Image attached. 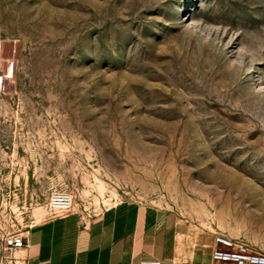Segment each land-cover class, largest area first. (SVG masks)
<instances>
[{"label":"rangeland","instance_id":"374dc122","mask_svg":"<svg viewBox=\"0 0 264 264\" xmlns=\"http://www.w3.org/2000/svg\"><path fill=\"white\" fill-rule=\"evenodd\" d=\"M61 191L264 251V0H0V264Z\"/></svg>","mask_w":264,"mask_h":264},{"label":"crops","instance_id":"0c3cea01","mask_svg":"<svg viewBox=\"0 0 264 264\" xmlns=\"http://www.w3.org/2000/svg\"><path fill=\"white\" fill-rule=\"evenodd\" d=\"M27 247L15 252L27 264H209L213 234L197 236L174 210L124 199L97 214L77 210L50 217L24 233Z\"/></svg>","mask_w":264,"mask_h":264},{"label":"built area","instance_id":"2783aa9c","mask_svg":"<svg viewBox=\"0 0 264 264\" xmlns=\"http://www.w3.org/2000/svg\"><path fill=\"white\" fill-rule=\"evenodd\" d=\"M53 210L60 215L67 212L72 205L68 192H54L49 197ZM25 235L22 232L11 233L6 238V245L12 253L27 247ZM9 264H27L24 257L9 259ZM136 264H161L157 258H144ZM209 264H264V251L254 248L247 241L232 237L222 231H215L210 252Z\"/></svg>","mask_w":264,"mask_h":264},{"label":"bare ground","instance_id":"6f19581e","mask_svg":"<svg viewBox=\"0 0 264 264\" xmlns=\"http://www.w3.org/2000/svg\"><path fill=\"white\" fill-rule=\"evenodd\" d=\"M10 71H11V69H10Z\"/></svg>","mask_w":264,"mask_h":264}]
</instances>
